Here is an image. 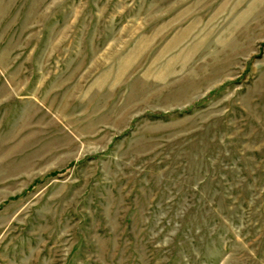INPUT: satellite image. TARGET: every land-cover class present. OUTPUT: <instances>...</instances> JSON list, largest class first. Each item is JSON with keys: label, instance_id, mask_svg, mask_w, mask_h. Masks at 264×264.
Here are the masks:
<instances>
[{"label": "rangeland", "instance_id": "1", "mask_svg": "<svg viewBox=\"0 0 264 264\" xmlns=\"http://www.w3.org/2000/svg\"><path fill=\"white\" fill-rule=\"evenodd\" d=\"M0 264H264V0H0Z\"/></svg>", "mask_w": 264, "mask_h": 264}]
</instances>
